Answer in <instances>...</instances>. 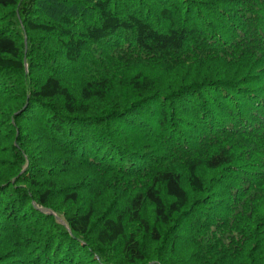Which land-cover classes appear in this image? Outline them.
I'll list each match as a JSON object with an SVG mask.
<instances>
[{"label": "trees", "instance_id": "trees-1", "mask_svg": "<svg viewBox=\"0 0 264 264\" xmlns=\"http://www.w3.org/2000/svg\"><path fill=\"white\" fill-rule=\"evenodd\" d=\"M0 264H264V0H0Z\"/></svg>", "mask_w": 264, "mask_h": 264}, {"label": "water", "instance_id": "water-1", "mask_svg": "<svg viewBox=\"0 0 264 264\" xmlns=\"http://www.w3.org/2000/svg\"><path fill=\"white\" fill-rule=\"evenodd\" d=\"M25 42H26V40H25Z\"/></svg>", "mask_w": 264, "mask_h": 264}]
</instances>
